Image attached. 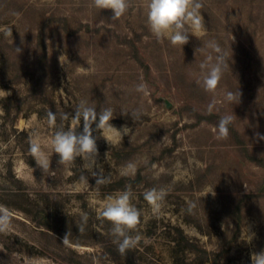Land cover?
Listing matches in <instances>:
<instances>
[{"label":"rangeland","instance_id":"obj_1","mask_svg":"<svg viewBox=\"0 0 264 264\" xmlns=\"http://www.w3.org/2000/svg\"><path fill=\"white\" fill-rule=\"evenodd\" d=\"M200 2L206 30L181 47L151 34L147 0H130L116 20L92 0H0V204L13 214L0 264H252L264 251V0ZM209 41L229 66L211 93L201 68L216 55ZM81 100L130 129L121 139L92 126L103 184L81 158L59 164L51 145L76 126ZM225 114L229 135L217 139ZM37 137L49 167L29 151ZM129 162L136 170L125 175ZM126 186L141 240L121 254L100 212ZM151 188L167 192L155 214L143 198Z\"/></svg>","mask_w":264,"mask_h":264},{"label":"clouds","instance_id":"obj_2","mask_svg":"<svg viewBox=\"0 0 264 264\" xmlns=\"http://www.w3.org/2000/svg\"><path fill=\"white\" fill-rule=\"evenodd\" d=\"M92 6L99 10H111L112 19L116 20L124 16L130 7V0H92ZM203 5L200 0H147L146 24L151 34L157 41L168 40L173 46L183 47L189 41V35L205 31L204 17L201 15ZM207 47L216 55L207 56L211 63L201 64L206 69L202 78V86L206 92H215L223 78L228 66L226 53L216 41H209ZM198 49L197 51H199ZM196 51V52H197ZM147 85L140 83L136 86L138 92H144ZM239 92H227L228 102H238ZM213 104H209L208 111L211 112ZM135 119L139 113L131 114ZM69 116L64 114V119ZM114 118V110L110 107L102 108L97 112L95 106H90L86 100H81L75 107V114L71 120L76 125L68 130H56L51 139L54 153L59 156V164H66L81 158L84 166L96 178V184H103L108 177L97 169L98 148L96 138L93 136V124L97 130L114 133L121 139L127 135L130 129L127 126L118 130L110 122ZM56 114L49 111L47 121L49 126L55 127ZM83 122L81 132L76 129ZM233 121L232 114L220 116L216 126L217 139H226L229 135V126ZM107 141L109 138L103 135ZM29 151L41 168L50 166V160L44 155L39 138H30ZM136 165L129 162L125 166V175L134 174ZM167 192L164 189L151 188L143 193L144 200L152 207L153 213H158L161 202L165 199ZM100 217L112 224V233L118 238V251L124 254L127 250L134 248L141 236L132 235L131 232L137 229L140 223L141 212L132 203V192L130 186L115 196H109L107 203L100 212ZM12 210L0 204V233H6L12 226ZM63 242H67L66 236ZM252 264H264V251L251 256Z\"/></svg>","mask_w":264,"mask_h":264},{"label":"trees","instance_id":"obj_3","mask_svg":"<svg viewBox=\"0 0 264 264\" xmlns=\"http://www.w3.org/2000/svg\"><path fill=\"white\" fill-rule=\"evenodd\" d=\"M79 264H81V263H79Z\"/></svg>","mask_w":264,"mask_h":264}]
</instances>
